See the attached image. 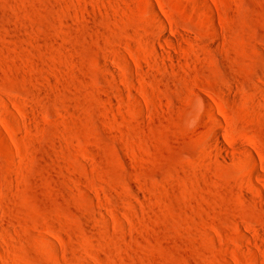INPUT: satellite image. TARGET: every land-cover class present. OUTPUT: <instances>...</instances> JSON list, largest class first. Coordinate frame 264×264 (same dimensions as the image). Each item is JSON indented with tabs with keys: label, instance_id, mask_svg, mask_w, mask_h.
Here are the masks:
<instances>
[{
	"label": "rangeland",
	"instance_id": "374dc122",
	"mask_svg": "<svg viewBox=\"0 0 264 264\" xmlns=\"http://www.w3.org/2000/svg\"><path fill=\"white\" fill-rule=\"evenodd\" d=\"M0 264H264V0H0Z\"/></svg>",
	"mask_w": 264,
	"mask_h": 264
},
{
	"label": "bare ground",
	"instance_id": "6f19581e",
	"mask_svg": "<svg viewBox=\"0 0 264 264\" xmlns=\"http://www.w3.org/2000/svg\"><path fill=\"white\" fill-rule=\"evenodd\" d=\"M217 136H219V135H217Z\"/></svg>",
	"mask_w": 264,
	"mask_h": 264
}]
</instances>
